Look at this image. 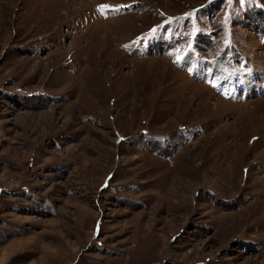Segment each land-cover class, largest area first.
Segmentation results:
<instances>
[{"label": "rangeland", "instance_id": "rangeland-1", "mask_svg": "<svg viewBox=\"0 0 264 264\" xmlns=\"http://www.w3.org/2000/svg\"><path fill=\"white\" fill-rule=\"evenodd\" d=\"M0 264H264V0H0Z\"/></svg>", "mask_w": 264, "mask_h": 264}]
</instances>
